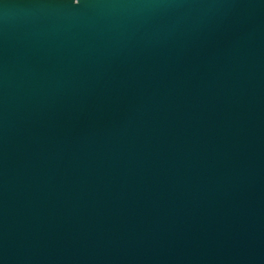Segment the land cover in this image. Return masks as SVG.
Listing matches in <instances>:
<instances>
[{
  "label": "water",
  "instance_id": "obj_1",
  "mask_svg": "<svg viewBox=\"0 0 264 264\" xmlns=\"http://www.w3.org/2000/svg\"><path fill=\"white\" fill-rule=\"evenodd\" d=\"M0 264H264V0H0Z\"/></svg>",
  "mask_w": 264,
  "mask_h": 264
}]
</instances>
